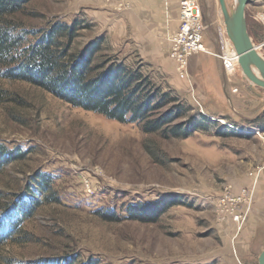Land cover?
Masks as SVG:
<instances>
[{
    "label": "rangeland",
    "instance_id": "1",
    "mask_svg": "<svg viewBox=\"0 0 264 264\" xmlns=\"http://www.w3.org/2000/svg\"><path fill=\"white\" fill-rule=\"evenodd\" d=\"M209 1L213 7L203 9L204 21L211 23L204 32L207 50L189 57L187 75L177 70L170 49L167 61L157 66L132 45L115 47L102 30L105 17L91 18L99 11L97 0H32L5 17L16 32L80 20L85 28L73 50L104 35L103 53L141 67L190 106L203 126L188 138L147 134L137 124L73 107L28 82L6 79L0 67V143L26 152L4 166L0 192L12 201L22 196L43 201L21 231L0 246V264L48 258L78 264H259L264 88L250 82L240 65L231 74L224 71L218 53L226 27L219 0ZM246 19L264 57V0L247 5ZM43 173L51 180L50 196L34 181ZM226 193L242 196L241 209L249 206L240 228L221 210ZM166 198L177 204L153 222L130 218L133 206Z\"/></svg>",
    "mask_w": 264,
    "mask_h": 264
},
{
    "label": "trees",
    "instance_id": "2",
    "mask_svg": "<svg viewBox=\"0 0 264 264\" xmlns=\"http://www.w3.org/2000/svg\"><path fill=\"white\" fill-rule=\"evenodd\" d=\"M30 1L0 0V67L4 78L28 82L73 107L137 124L147 134L188 138L202 128L203 121L190 113L191 107L157 85L141 67L128 66L123 59L103 53L104 35L90 40L81 50H73L80 30L85 28L80 20H55L42 29L16 32L5 17L21 11ZM25 156L26 152L0 143V173L5 165ZM34 181L40 192L49 195L51 180L45 173ZM31 190L28 186L27 192ZM42 203L36 197L23 196L12 201L0 192V246L21 231ZM175 204L177 200L166 198L151 205H136L129 215L133 220L153 222ZM34 264L78 263L48 258Z\"/></svg>",
    "mask_w": 264,
    "mask_h": 264
},
{
    "label": "crops",
    "instance_id": "3",
    "mask_svg": "<svg viewBox=\"0 0 264 264\" xmlns=\"http://www.w3.org/2000/svg\"><path fill=\"white\" fill-rule=\"evenodd\" d=\"M180 1L122 0L124 5L121 8L119 0H97L99 11L93 10L90 14L97 21L105 17L102 30H106L115 47L132 45L143 57L151 60V64L158 66L167 61L165 52L170 49L167 37L179 26ZM198 1L205 12H208L209 6L213 7V1ZM206 24L208 27L211 25L210 22Z\"/></svg>",
    "mask_w": 264,
    "mask_h": 264
},
{
    "label": "built area",
    "instance_id": "4",
    "mask_svg": "<svg viewBox=\"0 0 264 264\" xmlns=\"http://www.w3.org/2000/svg\"><path fill=\"white\" fill-rule=\"evenodd\" d=\"M179 8V26L176 31L168 35L167 39L170 43V56L176 62L177 70L182 75H187L189 57L195 52L207 50L204 44V32L208 25L204 21V11L198 0H181ZM218 55L227 74L236 72L239 68L238 53L226 32L220 38ZM237 90V88L234 89V91ZM241 198L242 196L232 193H226L220 198L221 210L230 214L233 220L239 224V228L242 227L249 210V206L245 209L239 207L238 201Z\"/></svg>",
    "mask_w": 264,
    "mask_h": 264
},
{
    "label": "water",
    "instance_id": "5",
    "mask_svg": "<svg viewBox=\"0 0 264 264\" xmlns=\"http://www.w3.org/2000/svg\"><path fill=\"white\" fill-rule=\"evenodd\" d=\"M253 0H238L231 5L228 0H219L227 35L239 55V65L250 82L264 88V57L248 31L246 7ZM259 264H264V249L259 256Z\"/></svg>",
    "mask_w": 264,
    "mask_h": 264
},
{
    "label": "bare ground",
    "instance_id": "6",
    "mask_svg": "<svg viewBox=\"0 0 264 264\" xmlns=\"http://www.w3.org/2000/svg\"><path fill=\"white\" fill-rule=\"evenodd\" d=\"M228 2L231 4V5H235L237 4L238 0H228ZM238 64H239V55H238ZM239 66V65H238Z\"/></svg>",
    "mask_w": 264,
    "mask_h": 264
}]
</instances>
